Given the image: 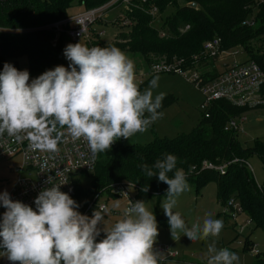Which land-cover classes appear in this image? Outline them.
I'll use <instances>...</instances> for the list:
<instances>
[{"label": "clouds", "instance_id": "1", "mask_svg": "<svg viewBox=\"0 0 264 264\" xmlns=\"http://www.w3.org/2000/svg\"><path fill=\"white\" fill-rule=\"evenodd\" d=\"M63 55L68 67L57 66L30 80L27 70L5 63L0 71V136L28 141L32 151L56 153L65 130L73 141L83 140L93 158L111 150L121 138L144 133L163 116L166 98L154 95L159 77L141 91L135 80V64L119 48L68 44ZM149 178L168 186L161 208L168 219L171 238L205 241L217 237L223 222L206 216L188 227L179 212L177 198L188 190L186 174L177 157L165 154L152 166L138 165ZM169 173L173 175L170 177ZM62 185L41 190L32 207L0 193V257L10 264H158L154 245L159 235L153 211L145 201L130 202L123 218L103 229L108 208L92 216L77 211L79 205ZM145 185L141 191L147 192ZM119 204H117V207ZM103 231L105 238L96 242ZM207 264H239L227 248L215 240L207 245Z\"/></svg>", "mask_w": 264, "mask_h": 264}, {"label": "trees", "instance_id": "2", "mask_svg": "<svg viewBox=\"0 0 264 264\" xmlns=\"http://www.w3.org/2000/svg\"><path fill=\"white\" fill-rule=\"evenodd\" d=\"M109 1L0 0V71L5 63L21 71L18 59L23 57L28 59L30 80L57 66L65 67L60 59L61 48L53 47L56 33L48 27L67 19L69 11L76 6L88 10ZM179 1L148 0L140 4L133 0L126 12L133 23L127 27L129 31L118 34L109 44L98 39L95 47L114 46L122 52L126 50L128 54L141 57L143 64L150 69L162 59H183L189 69L200 70L210 64L214 69L204 72V78L213 80L220 74L214 65L218 58L204 59L201 54L206 42L219 38L221 51L245 49L248 61L256 62L264 72V54L255 53L251 47L253 42L264 40V0H183L182 6ZM194 3L197 8L191 7ZM170 7H174L175 12L166 17L162 28L165 32L161 34V30L153 25V11L164 14ZM251 19L255 21L254 27L246 25ZM64 40L60 39V43ZM148 82L139 87L140 90ZM260 92L264 101V85ZM174 100L173 96L166 97L159 111ZM260 109L264 110V105L239 107L220 100L208 110L209 117L202 112V120L190 134L173 139L156 136L147 145H126L118 140L110 151L99 153L96 169L91 173V187L83 190L79 183L76 196L89 200L86 208L92 200L99 201L109 193L112 185L129 182L136 186L138 201H146L153 196L161 199L165 197L168 186L159 182L158 177H147L138 165L147 163L152 166L165 154H172L177 157V167L184 170L186 179L194 184L197 192L215 183L222 207L231 198L236 199L251 224L264 230V187L258 186L246 166L252 155H258L264 161V145L245 147L239 141L240 131L226 130L231 121H240L248 113ZM223 167L225 174L220 171ZM172 175L169 173L170 177ZM145 185L149 189L146 193L141 191ZM159 207L155 216L158 223H162L164 219ZM104 238L100 235L96 242ZM253 245L249 236L246 237L245 251ZM254 264H264V257L255 255Z\"/></svg>", "mask_w": 264, "mask_h": 264}, {"label": "rangeland", "instance_id": "3", "mask_svg": "<svg viewBox=\"0 0 264 264\" xmlns=\"http://www.w3.org/2000/svg\"><path fill=\"white\" fill-rule=\"evenodd\" d=\"M184 1H179V5L182 6ZM80 6L72 8L68 13V18L75 17ZM175 12L174 7H170L164 14L158 12L154 13V27L161 30V34H164L162 28L166 17L171 16ZM126 10H116L107 15V17L96 24L97 30H102L105 35L102 38L104 44L112 43L115 41L118 34L129 31L127 27H124L121 23L123 15H126ZM118 21V22H116ZM255 53L264 54V40L260 39L251 44ZM250 48V49H252ZM239 50L240 53L234 55L235 52L227 53L218 57L216 69L221 72L225 66L233 65L234 63L250 62L248 61V54L245 49ZM135 64V72L141 71L147 76L144 78V84L151 78L156 76L150 75V67L144 65L141 57L137 55L128 54L125 50L123 51ZM225 57V58H224ZM224 58V59H223ZM60 59L64 63L65 67H68L69 61L63 55L60 54ZM224 60V61H222ZM21 71L28 69V59L26 57L18 59ZM214 67L208 65L200 72L212 71ZM159 77L158 88L154 89V95L158 93H164L165 97L173 96L174 102L166 108H163L160 112L163 116L151 124L148 130L144 133H137L130 140L121 138L120 140L126 145L140 144L147 145L154 141L155 137L159 138H176L185 134H190L198 126L203 118L202 110L200 109L204 99L202 94L198 91L195 85L180 75L161 74ZM149 84V82H148ZM141 90L143 91L147 86ZM141 87V86H138ZM261 95V92H260ZM261 105H264V101ZM239 132V141L245 147H254L256 144L264 145V110H255L248 113L241 121ZM246 163V166L251 170L256 183L259 187H264V161L258 155H252ZM20 164L19 159L13 161H5L0 164V193L8 192L11 184L17 179L15 168ZM81 186L83 190L91 187L92 175H84L80 178ZM188 190L182 193L177 198L176 206L173 208L174 212H179L181 218L185 221L188 227L193 224H201L206 216H210L213 219H219L223 222V228L217 237H209L205 241H189L186 237L173 240L170 235V229L168 225V219L165 216L161 203L165 199L164 197L159 199L153 196L145 201L146 207L149 211H153L156 215V209L159 207L162 218L164 221L158 223L159 235L154 245L155 250L161 246L168 249V253H159L158 264H207V245L215 240L216 247L218 249L227 248L231 252L235 253L239 257V264H254L255 255L264 257V230L257 228L254 223L247 226L246 221L248 220L245 214L241 215L235 223V221L224 214L223 207L219 204L217 197V185L215 183L208 184L204 189L199 192L192 182L187 180ZM73 200L79 205L78 212L83 214L84 207L87 205L89 200L85 198L75 196ZM99 204H108L109 213L105 217L104 224L98 225L99 228L103 229L110 228L115 222L123 218V210L126 204L123 200L109 199L108 196L100 198ZM117 204L119 206L117 207ZM156 217V216H155ZM241 226H245L244 229H240ZM100 235H104L101 231ZM249 236V240L253 242V246L249 251H245V240ZM169 253L177 254V257L170 258ZM257 253V254H256ZM6 258H0V264H4L3 260ZM165 261V263H164Z\"/></svg>", "mask_w": 264, "mask_h": 264}, {"label": "built area", "instance_id": "4", "mask_svg": "<svg viewBox=\"0 0 264 264\" xmlns=\"http://www.w3.org/2000/svg\"><path fill=\"white\" fill-rule=\"evenodd\" d=\"M133 0H110L106 4L83 11L73 18H67L48 27L56 33V39L53 42L54 48H61L62 52L68 44L81 43L89 48L95 47L94 43L103 38L105 32L97 30L96 24L103 21L107 15L116 10H130ZM140 4H145L148 0H136ZM156 11V10H155ZM153 11V12H155ZM126 14V13H125ZM125 27L132 26V21L126 15H123L122 21ZM246 25L254 27L255 21L251 19ZM60 39H65L60 43ZM221 39L216 38L208 41L203 46L201 57L218 58L230 52L234 55L240 53L239 50L221 51ZM161 74L180 75L189 82L193 83L203 96V103L200 109L209 117L208 110L214 102L227 100L235 106L239 107H256L263 103L260 91L264 85V72L261 67L254 61L234 63L227 65L219 76L213 80L204 78V73L199 69H189L186 67V61L183 59H173L162 61L154 64L150 69V75L156 76ZM147 74L144 72H135V80L138 86L144 84V78ZM243 119V118H242ZM231 121L226 127L227 131L240 130L241 121ZM20 160V164L13 166L17 175V179L11 184L8 194L12 201L22 202L35 210V199L39 192L53 185L61 186L60 190L67 193L72 199L77 194V185L81 183L80 178L84 175L93 173L96 169L99 154L93 158L85 141H73L70 135L65 134L62 141L58 144L56 153L32 151L28 148V141L17 143L5 133L0 136V164L5 161ZM209 167H212L210 165ZM222 174L225 169L220 168ZM136 186L129 182H120L111 186L110 192L103 196L109 199L117 198L123 200L126 207L130 206V202H137ZM100 200V199H99ZM96 199L84 209L82 215L92 216L96 209L108 208L107 203L99 204ZM125 207V208H126ZM224 214L232 218L237 223L239 217L244 214L239 202L231 198L223 207ZM6 211L0 206V218ZM246 225H251L250 220L246 221ZM241 226L240 229H244ZM157 251L161 254L168 253V249L157 247ZM257 254V253H256ZM170 258L177 257V254L169 253ZM1 258V257H0ZM4 264H10L5 259ZM165 263V261H164Z\"/></svg>", "mask_w": 264, "mask_h": 264}, {"label": "crops", "instance_id": "5", "mask_svg": "<svg viewBox=\"0 0 264 264\" xmlns=\"http://www.w3.org/2000/svg\"><path fill=\"white\" fill-rule=\"evenodd\" d=\"M86 9L84 8V7H80V10L76 13V14H80V13H82L83 11H85ZM109 44V43H108ZM225 58V57H224ZM223 58V59H224ZM222 61H224V60H222ZM228 65V64H227ZM215 67H216V65H215ZM226 67V66H225ZM204 68V67H203Z\"/></svg>", "mask_w": 264, "mask_h": 264}, {"label": "water", "instance_id": "6", "mask_svg": "<svg viewBox=\"0 0 264 264\" xmlns=\"http://www.w3.org/2000/svg\"><path fill=\"white\" fill-rule=\"evenodd\" d=\"M191 7L192 8H197V4H195V3L194 4H191Z\"/></svg>", "mask_w": 264, "mask_h": 264}]
</instances>
